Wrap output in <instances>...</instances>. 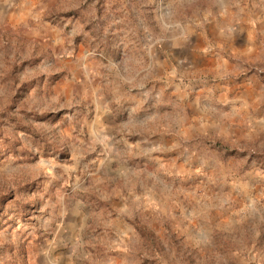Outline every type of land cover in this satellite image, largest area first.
Here are the masks:
<instances>
[{"label": "rangeland", "instance_id": "1", "mask_svg": "<svg viewBox=\"0 0 264 264\" xmlns=\"http://www.w3.org/2000/svg\"><path fill=\"white\" fill-rule=\"evenodd\" d=\"M0 264H264V0H0Z\"/></svg>", "mask_w": 264, "mask_h": 264}, {"label": "crops", "instance_id": "2", "mask_svg": "<svg viewBox=\"0 0 264 264\" xmlns=\"http://www.w3.org/2000/svg\"><path fill=\"white\" fill-rule=\"evenodd\" d=\"M251 4H254V3H251ZM250 7H254V6L250 5L249 3H246L245 8L248 9V8H250ZM258 21H259V20H258Z\"/></svg>", "mask_w": 264, "mask_h": 264}]
</instances>
